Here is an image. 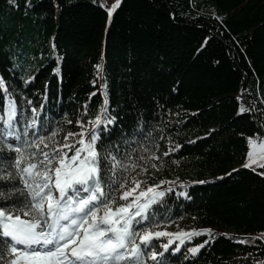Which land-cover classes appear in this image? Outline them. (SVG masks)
Segmentation results:
<instances>
[{"label": "trees", "instance_id": "obj_1", "mask_svg": "<svg viewBox=\"0 0 264 264\" xmlns=\"http://www.w3.org/2000/svg\"><path fill=\"white\" fill-rule=\"evenodd\" d=\"M115 3L0 0V133L20 137L0 140L27 155L40 150L25 142L55 132L41 145L51 156L95 127L105 185L111 154L127 166L117 177L141 182L137 193L164 192L134 230L202 232L183 244L153 237L143 264H264V159L243 167L248 138L264 137V0H121L110 19ZM241 105L250 110L238 114ZM13 156L0 146V174ZM21 188L0 180V207H22Z\"/></svg>", "mask_w": 264, "mask_h": 264}, {"label": "snow or ice", "instance_id": "obj_2", "mask_svg": "<svg viewBox=\"0 0 264 264\" xmlns=\"http://www.w3.org/2000/svg\"><path fill=\"white\" fill-rule=\"evenodd\" d=\"M120 3L121 0H116L108 9L110 19ZM248 110L241 105L238 114ZM106 111V108L102 109L91 123L94 126L104 123ZM14 116L15 105L10 103L5 121L8 129L13 128ZM107 122L112 121L108 119ZM35 126L33 120L29 127ZM14 134L8 131L0 136L6 138ZM55 135L53 132L49 137L39 136L30 143L25 142V147L40 150L27 155L25 148L11 143L4 145L0 140V146L15 153L0 174V180L18 179L23 188L17 191L24 196L20 208L0 207V238L5 245L0 254L3 264H125L127 261L143 264L141 246L145 249L152 246L153 237L176 236L183 244V238L190 240L192 236L202 234L196 231L156 232L151 228H144L142 233L134 230L133 223L141 225L147 220L150 205L164 195L163 191H157L159 185L145 187L137 193L141 182L133 180L129 186L125 178L117 177L116 169L126 171L127 166L111 154L104 158L110 162L109 180L105 185L101 176V157L96 151L95 127L87 143L81 138L77 142L79 147L65 144L59 149L53 148L50 156L41 145L47 148L45 140H51ZM72 135L76 134L69 133ZM15 138L20 139L18 135ZM248 145L247 162L243 167L255 171L253 164L257 163V158L264 159V137H249ZM65 148L73 155L69 156ZM259 166L264 168V164ZM7 168L13 171H7ZM259 174L264 176V172ZM106 186L108 191H105ZM117 191L120 192L119 200L124 203L117 202V196L113 194ZM3 197L4 193L0 191V198ZM203 231L211 235L210 229ZM168 248L169 244L165 243L164 251ZM190 251L197 253L199 248L193 247ZM156 258L157 253L152 252L151 259Z\"/></svg>", "mask_w": 264, "mask_h": 264}, {"label": "rangeland", "instance_id": "obj_3", "mask_svg": "<svg viewBox=\"0 0 264 264\" xmlns=\"http://www.w3.org/2000/svg\"><path fill=\"white\" fill-rule=\"evenodd\" d=\"M66 133L62 135V137H65ZM61 137V135H59ZM262 239L264 240V234H261Z\"/></svg>", "mask_w": 264, "mask_h": 264}]
</instances>
